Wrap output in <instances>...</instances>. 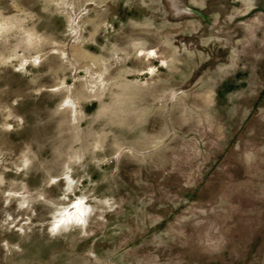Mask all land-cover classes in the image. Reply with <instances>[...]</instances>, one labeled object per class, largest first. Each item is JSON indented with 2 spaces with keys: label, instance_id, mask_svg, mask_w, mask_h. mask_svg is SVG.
I'll return each instance as SVG.
<instances>
[{
  "label": "rangeland",
  "instance_id": "1",
  "mask_svg": "<svg viewBox=\"0 0 264 264\" xmlns=\"http://www.w3.org/2000/svg\"><path fill=\"white\" fill-rule=\"evenodd\" d=\"M0 264H264V0H0Z\"/></svg>",
  "mask_w": 264,
  "mask_h": 264
}]
</instances>
